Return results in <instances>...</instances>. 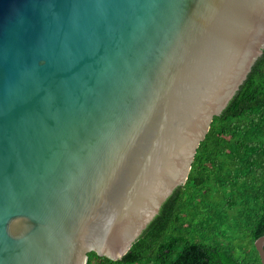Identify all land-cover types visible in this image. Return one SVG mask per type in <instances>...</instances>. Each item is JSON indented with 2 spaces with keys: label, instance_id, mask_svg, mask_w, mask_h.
Masks as SVG:
<instances>
[{
  "label": "water",
  "instance_id": "obj_1",
  "mask_svg": "<svg viewBox=\"0 0 264 264\" xmlns=\"http://www.w3.org/2000/svg\"><path fill=\"white\" fill-rule=\"evenodd\" d=\"M263 49L264 0H0V264L121 260Z\"/></svg>",
  "mask_w": 264,
  "mask_h": 264
},
{
  "label": "trees",
  "instance_id": "obj_2",
  "mask_svg": "<svg viewBox=\"0 0 264 264\" xmlns=\"http://www.w3.org/2000/svg\"><path fill=\"white\" fill-rule=\"evenodd\" d=\"M264 236V49L200 144L184 186L118 261L87 264H261Z\"/></svg>",
  "mask_w": 264,
  "mask_h": 264
}]
</instances>
